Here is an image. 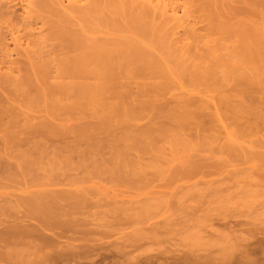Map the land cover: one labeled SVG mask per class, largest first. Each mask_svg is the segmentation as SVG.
<instances>
[{
  "label": "bare ground",
  "instance_id": "bare-ground-1",
  "mask_svg": "<svg viewBox=\"0 0 264 264\" xmlns=\"http://www.w3.org/2000/svg\"><path fill=\"white\" fill-rule=\"evenodd\" d=\"M259 7H264V0H0V120L7 118L11 123L22 117L21 109L18 112L19 108L9 103L19 96L26 105L50 100L51 108L57 105L61 110L66 108L62 117L75 115L74 111L67 114V109L77 113L76 109L86 104L94 105L96 111L102 108L105 117L102 123L112 125L113 117H118L116 121L127 124V131L120 139L123 145L112 152L110 162H99L96 166L114 174L122 172L129 179L135 175L143 179L150 169L160 168L159 162L166 159L168 148L173 157L180 148L194 147L191 142L202 133H208L205 138L209 142L215 140L218 135L214 133L220 127L228 138L224 146L231 152H226L229 157L214 153L210 154L212 158L205 155L198 161L192 153L197 161L190 156L178 163V169L179 165L186 168L196 165L189 171L196 170L206 177L197 182L201 187L196 196L199 200L206 199L209 207L214 202H220L219 207L224 208L250 201L253 205L250 202L247 205L255 208V202L264 198V142L261 145L258 137L254 139L259 121L234 128L233 124L243 117L241 99H245L238 94H242L244 87L252 88L251 91L255 87L259 90V84L264 87V19L259 22ZM10 40L15 43L14 48L9 47ZM23 40L31 42L24 47ZM50 40L53 42L48 43ZM15 52L18 57L13 56ZM258 98L255 99L259 102ZM61 110L57 111L61 114ZM51 112L53 115L52 109ZM54 115L57 118L56 112ZM225 116L233 120L232 125L225 122ZM187 134H194L195 140ZM246 137L254 138L246 140ZM257 145L262 150L256 149ZM215 156L222 159L214 161ZM188 159L194 162L187 163ZM213 173L215 177L207 178ZM61 193L40 208L30 207L39 216L31 230L30 225L23 228L15 223L0 229V246L1 240L14 237V242L19 238L25 243L31 241L42 250L50 247L47 240L53 237L42 228L52 230L60 225L64 229L71 221L67 218L69 213L73 217L80 213L76 209L84 198L73 191L70 196ZM235 216L236 213L232 218ZM229 218L221 215L223 231L235 228ZM84 220L90 223L86 217ZM38 240L39 247L33 242ZM262 242L259 259L247 247L241 256L230 255V249L235 247L232 244L221 249L225 258L220 264H264Z\"/></svg>",
  "mask_w": 264,
  "mask_h": 264
},
{
  "label": "rangeland",
  "instance_id": "rangeland-1",
  "mask_svg": "<svg viewBox=\"0 0 264 264\" xmlns=\"http://www.w3.org/2000/svg\"><path fill=\"white\" fill-rule=\"evenodd\" d=\"M19 11H22L21 13L24 11L20 4ZM261 17H264V7H259V22L264 19ZM30 42L23 40L22 46L25 47ZM52 42L53 40H50L48 43ZM9 45L10 48L16 46L11 40ZM13 56L18 57L16 52L13 53ZM255 88L258 90L257 87ZM246 89L242 88V94L241 92L238 94L245 99H241L242 102L244 101L242 103L244 105V107L242 106L243 117L233 124L235 125L233 128L248 124L249 121L255 122L257 119L259 132L253 138L257 139L258 137L259 143L263 145L264 87L259 84V94L256 89L255 91H251L252 88L249 89V87ZM214 94L218 97L216 92ZM212 96L214 95L212 94ZM252 96L256 97L252 98ZM21 98L19 96L20 100ZM255 98H258L259 102ZM16 99L18 98L16 97ZM16 99L14 102L11 99L9 103L18 107V112L20 109L22 110L19 112V115L23 112L22 117L18 118V116L17 121L14 118L15 122L9 120L12 124L7 121V118L5 121L0 120V229L15 223L23 228L30 225L28 228L31 230L37 224L39 216L36 212H32L30 207H42L57 193L64 194L65 192L64 196H70L73 191L84 198L81 202L83 204H81L82 207L80 206L81 209H76L80 210L78 211L80 213L77 214L71 210L77 216L75 217L74 214L73 217V214L70 213L71 217L67 216V218H71L69 222L73 223L72 227L69 223L68 226L63 225L62 227L65 226V228H61L62 230L59 228L60 225L57 226L58 229L56 227L52 230L42 228L45 233H51L49 237H53L47 240L50 241V247L42 250L36 248L31 241H26L29 242L27 244L19 238V240L17 239L18 243L14 242V237L13 240L12 237H9L12 241L5 243L6 245L3 241H8L9 238L1 240L3 245L0 246V264H220L225 258L221 249L225 246L230 247L232 244L235 247L229 248L230 255L241 256L247 247L246 250L253 257L259 259L261 256L259 255L261 254L259 251L261 245L259 246V244L264 240V201H262L264 198L260 199L261 202L257 201L259 204L255 202V208L251 206L253 203L246 201L245 205L244 202L238 204L242 205L241 207L233 204L227 205L228 207H225L228 210L224 207L226 211L219 207L220 202H214L210 205L213 209L211 211L207 200H199L196 196V192L201 187V185H196L197 182L206 179V177L200 175L196 170L189 171L196 165L187 167L188 169L183 166L185 171L179 165L180 169H178V163L186 161L190 156L192 158L193 154L197 160L205 155L207 158H212L210 154L214 156V153H217L216 155L224 153L223 157H229L230 154L227 155L226 152L230 151L224 146L228 139L225 138L224 129L218 127L219 131L218 129L214 130V134L218 137L215 140L213 138L211 142H209L210 139L205 138L208 133H205L206 135L202 133L200 138H196L194 134H187L193 140L196 138L194 143L191 142L194 147L183 148L184 150L180 148L181 151L176 150L178 154L177 152L173 153V157H171V150L166 147L168 148L166 149V159L162 158V162H159L162 164L160 168L150 169L143 179H139L136 175L129 179L122 172L121 175L114 174L110 170L105 171L102 166L103 169L99 167L100 171L96 166L99 162L108 164L112 159V152L123 145V140L120 139H123L126 134L127 124L117 122L118 117H113V124L107 125L102 123L105 118L103 109L99 108L97 111L102 110L97 112L94 105V108L90 104L88 106L86 104L84 107L80 106L76 109L77 113L75 110L67 109V114L74 111L76 116L79 114L78 117L74 113V117L72 113L62 117L61 115L66 113L63 111L62 114V110L66 108L61 110V107L56 104L61 110L60 114L57 111L58 108L53 107L54 104L52 105L54 109L51 108V105L49 106V103H52L50 100H48L49 103L40 100L26 105L19 99V103H17ZM63 100L64 102L68 101L67 99ZM1 103L10 105L7 102V104ZM51 109L54 114L56 112L57 118L51 114ZM81 110L85 112L82 113ZM25 114L29 116V119ZM80 114H83L82 117H79ZM226 120L227 124L232 125L233 120L229 117H226ZM2 122L7 124L3 125ZM188 136L187 139H189ZM253 138L246 137L244 139L252 140ZM192 139L189 140L193 141ZM259 145L256 146V149H264L263 147L260 149ZM134 153L132 151V156ZM220 157L218 158H223ZM216 158L215 156L213 160L215 161ZM92 159L98 161L94 163ZM167 159L170 162L165 163ZM189 159L187 163L197 161L192 158L191 160L194 161L189 162ZM248 164L251 165V163ZM174 167L183 172L177 170L176 172ZM215 176L216 174L213 173L207 178ZM247 202H250L251 205H247ZM262 202L263 205H261ZM33 204L34 206H31ZM235 213L237 217L232 218ZM221 215L230 216V223L236 229L230 228V231L229 228H226L223 231ZM78 217L80 218L79 222L77 221ZM85 217L87 220L89 219L90 223L84 220ZM236 221L251 224L235 225ZM54 232L59 235H54ZM62 236L63 238H61ZM224 236H228L229 239L231 237L230 241ZM54 238L57 242H54ZM235 240L241 241V245ZM33 242L35 245L40 243L39 240ZM54 245L58 249L55 253ZM50 248H53L54 256H52ZM32 253H36V255ZM43 256L50 258L45 259L46 257ZM34 259L36 261H33Z\"/></svg>",
  "mask_w": 264,
  "mask_h": 264
}]
</instances>
